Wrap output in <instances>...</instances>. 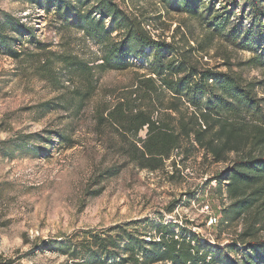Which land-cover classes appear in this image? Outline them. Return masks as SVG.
<instances>
[{
  "label": "rangeland",
  "instance_id": "obj_1",
  "mask_svg": "<svg viewBox=\"0 0 264 264\" xmlns=\"http://www.w3.org/2000/svg\"><path fill=\"white\" fill-rule=\"evenodd\" d=\"M42 3L0 0V23L21 20L33 28L30 42L36 43L27 44L19 59L0 51V264H78L83 261L68 248L69 239L80 240L76 233L124 230L136 221L153 229L147 242L158 238V224L172 222L192 230L202 242L208 240L213 248L229 245L232 230L215 227L222 219L216 211L225 198L208 191L204 198L209 197L216 208L211 211L201 207L200 191L226 164L194 152L186 164L168 163L155 173L140 170L110 150V142L117 139L109 129L101 135L96 132L94 111L113 103L139 75L148 74L147 59H131L138 66L122 72L95 71V93L81 107L74 105L75 93L84 90L86 82L69 74L67 59L97 66L104 52L74 27L72 19ZM120 4L145 22L156 41L188 53L200 68L239 74L256 83L258 96L264 97V68L252 62L264 47V37L257 28L258 17L245 1L199 0L195 13L177 0ZM214 15L224 26L220 31L208 21ZM106 27L110 29L111 22ZM147 52L150 55L152 50ZM56 132L70 141L61 144ZM146 134L145 128L140 137ZM196 192L200 199L190 203ZM174 232L181 234L178 228Z\"/></svg>",
  "mask_w": 264,
  "mask_h": 264
},
{
  "label": "trees",
  "instance_id": "obj_2",
  "mask_svg": "<svg viewBox=\"0 0 264 264\" xmlns=\"http://www.w3.org/2000/svg\"><path fill=\"white\" fill-rule=\"evenodd\" d=\"M125 1L42 0L47 10L55 8L67 20L72 19L74 27L104 52L97 66L67 59L69 74L83 77L86 82V88L75 93L72 103L81 107L93 96L95 71H126L138 66L131 59L146 58L148 74L139 75L113 103L94 111L96 132L101 135L109 129L117 139L110 142V150L140 170L155 173L168 163L172 167L186 164L194 152H202L205 160L226 164L221 174L200 188L201 207L216 209L209 197L204 198L208 191L225 198L226 202H220V212L216 211L222 219L215 227L218 231L231 229L232 240L229 245L213 248L192 230L170 222L158 224V238L147 242L153 229L149 231V226L136 221L124 230L76 233L74 237L81 236L80 240L72 237L68 248L83 261L78 264H264V97L258 96L256 83L246 82L239 74L200 68L190 61L188 53L156 41L145 22L123 8L120 2ZM242 1L258 17L257 28L264 37V0ZM198 3L177 0L191 13L198 9ZM219 18L214 15L208 19L214 31L224 27ZM107 21L112 24L110 29ZM32 38L33 28L21 20L11 18L0 23V51L14 59L25 54L27 44H36L30 42ZM261 50L252 62L264 68V47ZM145 128L146 137L141 138ZM55 135L61 144L70 141L60 132ZM214 182L216 187L212 186ZM197 197V192L192 194L190 203L200 199ZM130 227L134 230L129 231ZM174 228L181 234H176Z\"/></svg>",
  "mask_w": 264,
  "mask_h": 264
},
{
  "label": "built area",
  "instance_id": "obj_3",
  "mask_svg": "<svg viewBox=\"0 0 264 264\" xmlns=\"http://www.w3.org/2000/svg\"><path fill=\"white\" fill-rule=\"evenodd\" d=\"M214 221H215V219H211V223L214 222Z\"/></svg>",
  "mask_w": 264,
  "mask_h": 264
}]
</instances>
